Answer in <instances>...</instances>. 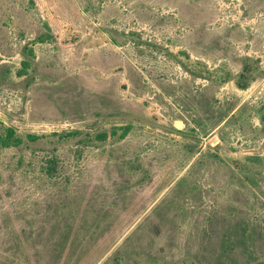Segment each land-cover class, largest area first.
<instances>
[{"label":"rangeland","instance_id":"1","mask_svg":"<svg viewBox=\"0 0 264 264\" xmlns=\"http://www.w3.org/2000/svg\"><path fill=\"white\" fill-rule=\"evenodd\" d=\"M53 6L0 0V264H264V0Z\"/></svg>","mask_w":264,"mask_h":264},{"label":"trees","instance_id":"2","mask_svg":"<svg viewBox=\"0 0 264 264\" xmlns=\"http://www.w3.org/2000/svg\"><path fill=\"white\" fill-rule=\"evenodd\" d=\"M50 5H51V12L54 11L55 7L53 6V0H48ZM46 17L49 18V12H45ZM60 16L59 15H54L53 16V21L56 25H63L60 22ZM64 28L66 29L65 34H63L62 37H60V42L63 45H71L74 44L78 41L79 37H80V32L79 30L73 25V23H71L70 21L65 22ZM250 66L245 64L242 71L239 72L238 74V79L236 81L237 87L239 88H245L248 85L249 80L252 79V77H248L250 76ZM127 131V127H124L122 133H120V136H123ZM76 131H71V132H66L64 134H59L60 136L63 135H71V134H76ZM41 135H37V134H27V137H29L30 139H37L39 138ZM98 136L103 137L105 136L104 133L99 134ZM22 139L21 137H19L18 135H16L15 133V129L11 126H3L2 130H0V145L3 147H7V146H12V145H18L19 143H21ZM52 163V164H51ZM48 169H52L53 171L56 170V160L55 159H49L48 160ZM47 169V170H48Z\"/></svg>","mask_w":264,"mask_h":264}]
</instances>
